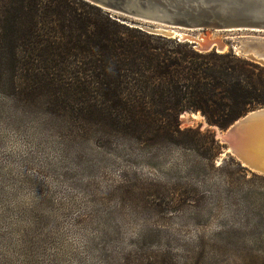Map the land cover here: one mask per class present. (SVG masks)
I'll return each mask as SVG.
<instances>
[{
  "label": "rangeland",
  "instance_id": "rangeland-1",
  "mask_svg": "<svg viewBox=\"0 0 264 264\" xmlns=\"http://www.w3.org/2000/svg\"><path fill=\"white\" fill-rule=\"evenodd\" d=\"M176 33L158 36L264 53L263 33ZM192 113L181 128L205 130ZM223 153L213 168L176 146L78 138L0 97V264H264V181Z\"/></svg>",
  "mask_w": 264,
  "mask_h": 264
},
{
  "label": "trees",
  "instance_id": "trees-1",
  "mask_svg": "<svg viewBox=\"0 0 264 264\" xmlns=\"http://www.w3.org/2000/svg\"><path fill=\"white\" fill-rule=\"evenodd\" d=\"M0 97L78 138L176 146L215 168L225 147L215 127L225 132L264 108V66L148 34L83 0H0ZM189 111L208 127L181 128ZM227 165L246 174L231 155Z\"/></svg>",
  "mask_w": 264,
  "mask_h": 264
},
{
  "label": "water",
  "instance_id": "water-1",
  "mask_svg": "<svg viewBox=\"0 0 264 264\" xmlns=\"http://www.w3.org/2000/svg\"><path fill=\"white\" fill-rule=\"evenodd\" d=\"M114 16L122 24L152 35L176 30L214 33L245 31L264 34V0H83ZM261 45L264 48V44ZM225 53V45L212 42L205 51ZM264 66V53L248 54ZM197 116L200 113H192ZM208 126V124H206ZM217 139L248 175L264 177V108L233 123L225 132L216 127Z\"/></svg>",
  "mask_w": 264,
  "mask_h": 264
},
{
  "label": "bare ground",
  "instance_id": "bare-ground-1",
  "mask_svg": "<svg viewBox=\"0 0 264 264\" xmlns=\"http://www.w3.org/2000/svg\"><path fill=\"white\" fill-rule=\"evenodd\" d=\"M173 34H174V35H175V34H177V33H176V31H175V32H173Z\"/></svg>",
  "mask_w": 264,
  "mask_h": 264
}]
</instances>
